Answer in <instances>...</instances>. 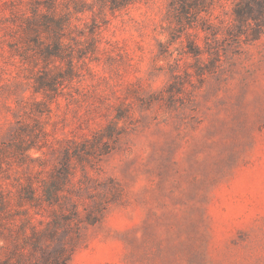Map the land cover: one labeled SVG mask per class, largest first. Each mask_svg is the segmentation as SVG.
I'll return each mask as SVG.
<instances>
[{"label":"rangeland","instance_id":"374dc122","mask_svg":"<svg viewBox=\"0 0 264 264\" xmlns=\"http://www.w3.org/2000/svg\"><path fill=\"white\" fill-rule=\"evenodd\" d=\"M0 264H264V0H0Z\"/></svg>","mask_w":264,"mask_h":264}]
</instances>
